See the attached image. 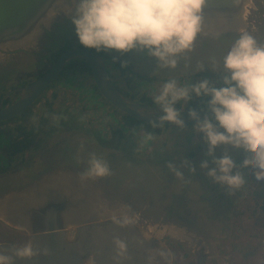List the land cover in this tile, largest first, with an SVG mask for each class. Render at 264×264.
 <instances>
[{
    "label": "rangeland",
    "instance_id": "1",
    "mask_svg": "<svg viewBox=\"0 0 264 264\" xmlns=\"http://www.w3.org/2000/svg\"><path fill=\"white\" fill-rule=\"evenodd\" d=\"M248 8L246 15L248 26L241 31L251 32L262 43L264 0H252V5ZM73 14L60 12L53 18L56 22H62L64 18L72 21ZM73 31L75 32V26L64 27V31H56L54 37L44 35L42 32L34 42L24 46L23 49L20 48L22 50L15 54H13L14 49L10 47L2 49L0 92L10 90L18 82L19 77L32 78L37 72L44 71L52 64V54L55 51L64 47L66 49L76 47L79 40ZM240 32L234 33L239 35ZM232 34V32L213 33L203 29L193 48L180 54L176 69L159 66L158 60L149 56L146 50H132V57H127L126 53L116 50L107 51L105 54L108 53L107 55L113 56L115 60L126 61V58H129L130 70L140 75L155 76L157 80L142 81L143 87L154 95L158 94L163 83L169 79H177L182 86L190 81L196 83L209 79L220 87L221 81H218V78L223 73L221 57L225 49L229 48L238 37ZM8 49L10 55L6 57L3 53L5 54ZM137 60L139 64H136ZM69 79V76L61 75L54 81L61 90L56 105L80 113L84 121V126H80L77 131L68 130L61 133L70 136L68 137L70 145H77L73 151L75 158L54 159L57 157L56 153L64 149V139L62 140L60 133L56 137L46 139L41 149L29 152L30 156L26 160L16 161L11 176H17L15 177L17 184L15 187L12 185L11 189H16L18 195L12 198L22 193L27 192L26 194L29 195L31 192L49 188L50 184L43 183L42 180L37 182V186L34 184L30 187L28 183L37 177L32 178V171L20 177L21 168L29 167L31 162L29 157L39 159L38 163H41L42 159L41 173L52 169L65 171L69 168L66 165L67 161L70 163L75 161L80 170L79 177H76L78 183L73 191L64 194L68 197L66 201L72 204V213L79 212V205L89 206L86 208L93 210V215L109 213L127 216L133 222L139 223L141 229H145L150 235H154L155 232L150 231L149 228L155 226L157 228L155 230L158 231L165 230L166 233L168 230H172V233L175 231L170 240L164 242L172 254L171 264H191V262L193 264H264V209L261 208L264 205V181L256 180L251 168L237 169L248 175L245 186L234 194H230L226 186L215 183L207 175V170L200 167L203 160L211 161L212 158L206 155L207 144L203 140V134L195 130V124H185L183 128L176 125L164 127L161 135L153 137L148 149L143 147L138 153L137 148L134 147L135 152L132 156L130 153L119 156H109L106 152L98 153L100 144L88 130L95 122L92 120L90 123L88 120L94 115H91L89 110L86 112L81 110L82 106L71 86L63 87L62 83ZM52 90L50 89L46 95H51ZM41 102H44V99L38 104ZM186 106L180 105L181 109H186ZM77 122H74L73 126L78 125ZM103 122L106 125L107 121ZM62 125L60 121L54 122L55 128H60ZM78 140L83 143L78 144ZM137 144L140 146V141ZM216 149V156L227 153L237 165H240L247 155L243 149L231 145H220ZM191 151H195L196 156H191ZM150 152L155 153L150 155ZM92 153L108 162L111 175L82 179V173L86 170ZM185 160L188 164L181 166ZM169 163L176 164L183 172V176H177L169 168ZM191 166L195 167V172L190 171ZM64 171L62 175L67 178ZM57 174L59 173H53L54 176ZM7 179L8 177L1 181L7 184L10 182ZM56 192L61 194L60 191ZM11 223L19 227L17 222ZM2 230L4 229L0 228V231ZM0 233L3 234L4 231ZM199 241L205 244L204 263L198 260V248L200 250L202 245ZM213 259L217 262H213Z\"/></svg>",
    "mask_w": 264,
    "mask_h": 264
},
{
    "label": "clouds",
    "instance_id": "2",
    "mask_svg": "<svg viewBox=\"0 0 264 264\" xmlns=\"http://www.w3.org/2000/svg\"><path fill=\"white\" fill-rule=\"evenodd\" d=\"M75 4L72 22L82 46L97 53L116 50L128 53L132 50L147 51L158 60V65L176 69L178 57L191 50L203 31V11L207 0H73ZM115 59V58H114ZM223 73L217 87L209 79L190 81L181 85L177 79L166 80L153 103L162 110L157 113L153 126L166 122L181 128V108L196 97H210L207 102L213 116L200 118L195 109L189 114L196 121L195 130L203 134L208 157L200 167L215 183L226 186L230 194L242 189L247 177L237 169L251 168L256 180L264 181V44L249 31H241L225 49L221 57ZM122 66H127L126 62ZM203 70V67L201 68ZM151 139V137H149ZM220 145H231L247 153L240 165L231 155L216 156ZM82 179H96L111 175L106 160L90 154ZM183 161L181 166L187 165ZM210 165H215L214 167ZM169 168L177 176H183L176 164ZM190 171L195 172L194 166ZM121 226L131 223L127 216L114 218ZM117 256H124L127 243L114 240ZM47 249L44 253L47 254ZM13 255L0 252V264H13L15 258L32 259L40 250L34 243L14 246ZM163 255V253H162Z\"/></svg>",
    "mask_w": 264,
    "mask_h": 264
},
{
    "label": "water",
    "instance_id": "3",
    "mask_svg": "<svg viewBox=\"0 0 264 264\" xmlns=\"http://www.w3.org/2000/svg\"><path fill=\"white\" fill-rule=\"evenodd\" d=\"M251 1L207 0L203 11V29L213 33L240 32L246 29L248 21L245 15ZM74 8L73 0H0V51L5 47L14 49V52L22 50L53 23L55 15L60 12L74 13ZM77 58L89 62L98 89L107 101L144 122L153 123L157 120L156 115L162 110L155 104L141 102L123 93L113 81L101 53L76 46L63 51L42 75L17 88L18 94L8 105H4V100L16 89L6 92L0 101V123L34 105L69 61ZM181 110V119L185 124L196 123L189 109ZM195 110L201 119L213 116L208 107ZM164 125L175 124L166 122ZM51 194L45 206L30 211L37 220V224L28 226L31 230L30 242L40 250L39 255L32 259L15 258L13 264H171L172 254L164 242L175 231L172 233L168 230L166 233L165 230H155V226L149 228L155 232L150 235L132 220L124 226L115 223L114 218L125 217L117 214H83L76 217L73 216L72 204L66 201V196H60L59 192ZM46 211L48 215L42 214ZM68 216L71 218L66 219ZM106 226L115 233H129L128 236L135 239L134 243L127 240L128 236L122 239L127 243L124 256L118 257L116 246L109 247L107 242L101 248L91 244L89 237L94 228ZM200 243L205 246L203 242ZM14 246L17 245L2 243L0 252L13 255ZM44 249L48 250L47 254ZM198 255L199 262L204 263L205 251L202 248Z\"/></svg>",
    "mask_w": 264,
    "mask_h": 264
},
{
    "label": "trees",
    "instance_id": "4",
    "mask_svg": "<svg viewBox=\"0 0 264 264\" xmlns=\"http://www.w3.org/2000/svg\"><path fill=\"white\" fill-rule=\"evenodd\" d=\"M74 26L73 22L67 19L63 23L57 25V27H54L51 33H49V36L54 37L56 31H64V27L73 28ZM232 33V35H238L237 33ZM74 34H76V32H74ZM224 35L221 36L226 38ZM261 42L264 44V39ZM77 46L82 45L78 42ZM65 50L67 49L64 47L55 51L52 54V62ZM100 53L106 58L107 66H110L109 68L113 70L110 69L112 79L123 93L141 102L154 104L152 98L155 95L143 87L142 81L143 79L157 80L155 76L140 75L130 70L131 67L128 63H126L127 66H122L125 60H115L113 56H107L105 52ZM47 69L48 67L44 71ZM44 71L34 74V78L42 75ZM61 75L70 77L69 81L62 83V85L63 87L71 86L73 88L82 106L81 110H83V112L89 110L90 114L94 115L88 120L90 123H92V120L95 121L93 125L90 124L91 126H89L88 130L92 137L100 144V148L97 150L98 153L106 152L109 156H119L130 153V156H132L135 152L134 147L137 148L138 153L141 152L143 147L148 149L150 147L149 145L152 143L153 137L161 135L164 127L170 126L163 125L154 127L153 123L144 122L127 114L107 101L98 89L92 74L91 66L85 59L77 58L69 61L56 79ZM31 80L33 79H23L19 77L18 82L11 88L24 86L31 82ZM56 84L57 82L54 81L46 90L45 94L30 108L0 123V194L10 190L12 185L14 187L16 186L17 178L15 177L17 176H11V173L15 169L14 165L18 159L24 158L27 152L29 153L41 149L46 139L56 137L63 131H77L80 126H84V121L80 113L72 110L69 111L66 107L56 105V99L59 96V91H61ZM220 86H223L222 81ZM50 89H53L52 94L46 95ZM6 92L7 90L0 92V101ZM193 96L195 95L193 94ZM12 97V94L7 96L4 100V105H8L12 101ZM43 99L44 102L38 104ZM192 99L193 100L188 102L186 109L206 108L208 107L207 102L210 97L195 96ZM178 107L181 108L180 105H178ZM85 117H87L86 114ZM105 120L107 121L106 125L103 124ZM56 121H60L61 124H63L62 127L55 128L54 122ZM76 121H78L77 123L79 124L73 126V123ZM61 136L62 140L64 139V149L62 148L60 153L57 152L56 159L65 157L67 159L75 158L73 151L77 145L72 146L69 144L70 139L68 137L70 136L62 134ZM149 137H151V139H149ZM88 141H90V138H88ZM139 141L141 143L140 146H138V144L136 145ZM81 143L83 142L78 140V144ZM154 153L155 152H150V155ZM190 154L193 157L196 156L195 151H191ZM99 155L101 156V154ZM35 160L30 162L29 171H31V169L33 170L34 166L31 165H35V162H38L39 159ZM26 170L28 169L21 168L22 172L19 174L20 177ZM35 176H32V178ZM6 177H8L7 180H10L7 184L1 181ZM261 208L264 209V205ZM213 262H217L216 259H213ZM191 264H193V262H191Z\"/></svg>",
    "mask_w": 264,
    "mask_h": 264
},
{
    "label": "flooded vegetation",
    "instance_id": "5",
    "mask_svg": "<svg viewBox=\"0 0 264 264\" xmlns=\"http://www.w3.org/2000/svg\"><path fill=\"white\" fill-rule=\"evenodd\" d=\"M68 18H64L63 19V21L62 22H56V20L55 21H53V23H52V25H51V27H45L44 28V30H43V33H44V35L46 34L47 36L49 35V33H51V30L53 29V27H57V25H59L60 23H63L64 22V20H67ZM6 51V50H5ZM8 52V53H7ZM17 52H19V51H17ZM17 52H14L13 54H15V53H17ZM108 54V53H107ZM106 54V55H107ZM127 54V57H132V53H131V51L130 52H128V53H126ZM3 55L4 56H9L10 55V50L8 49V51H6V53L4 54L3 53ZM108 56V55H107ZM104 57V56H103ZM136 58H139V57H136ZM105 59V61H107L106 60V58H104ZM127 61V62H126ZM126 63H130V61H129V58H126ZM54 62V61H53ZM52 62V63H53ZM133 63H135V62H133ZM0 64H1V61H0ZM136 64H139V60H137L136 61ZM108 67V66H107ZM110 67V66H109ZM108 67V71H109V73L111 74V71H110V69L111 68H109ZM112 70V69H111ZM35 76H33L32 78L31 77H29V78H27V79H35L34 78ZM33 80H31V81H33ZM117 85V84H116ZM118 86V85H117ZM19 87H21V86H17V87H14V88H10V90L11 89H16V90H14L11 94L13 95V97L12 98H14L17 94H18V90H17V88H19ZM118 88H119V86H118ZM10 94V95H11ZM36 106V105H35ZM56 155H57V153H56ZM28 156H30V154L27 152L26 154H25V156H24V158H20L22 161H23V159L24 160H26L27 158H28ZM54 159H56V158H54ZM53 159V160H54ZM29 160H35V158H33V157H29ZM57 160V159H56ZM36 161V160H35ZM34 161V162H35ZM33 162V163H34ZM56 162V161H55ZM54 162V163H55ZM36 164L35 165H31V166H34V168H33V170L31 169V171L33 172V175L32 176H37V177H35L32 181H30L29 183H28V185H30V187H33L32 185H34V184H36V186H37V182H40L41 180L43 181V183L45 182V183H47V184H51V185H56V186H53V190H58L59 189V187L60 188H64L63 189V191H60V193L61 194H59L60 196L61 195H64L65 194V192H68V191H70V190H74L75 189V187H76V185H77V183H78V181H77V179H76V177H79V166L77 165V163L74 161V162H69V161H67V166L69 167L67 170H63V169H61V171H56V170H54V169H52L51 171H47V172H43V173H41L42 172V164H43V161H42V159H41V163L39 164L38 162H35ZM28 170H26L25 172H23V174L25 175L28 171H29V169H30V167H28L27 168ZM62 171H64V172H66V173H64L66 176H67V178L64 176V175H62ZM49 172V173H48ZM59 173V174H57V175H53V173ZM35 174V175H34ZM53 176V177H52ZM42 177V178H41ZM38 178H41V179H39L38 180ZM60 184V185H59ZM26 190V189H25ZM17 191H16V189H10V190H8L6 193H7V197H5V195H6V193H4L2 196H0V203L1 202H3L4 201V198L5 199H7V198H11V197H13L14 195L16 196V195H18V192L16 193ZM11 193V194H10ZM19 194H21V193H19ZM39 193H37V192H33L31 195H27L26 196V199L27 198H35V196L36 195H38ZM66 195V194H65ZM70 195V194H69ZM4 197V198H3ZM66 198H68L67 196H66ZM3 200V201H2ZM68 200V199H67ZM19 204H22V203H19ZM23 205V204H22ZM21 205V206H22ZM5 209H7V207L5 206ZM6 211V210H5ZM11 222H15V221H13V220H11L8 216H2L1 215V211H0V224H3L2 226L0 225V228H3L4 230H2V231H0V232H3L4 231V233L3 234H1L0 233V245L2 244V243H12V244H15V245H17V246H24L25 244H27V243H29L30 242V238H31V230L28 228V226H30V223H28V222H26L25 220L24 221H17V223L16 224H18V226L19 227H16L15 225H13ZM137 224V223H136ZM139 224V223H138ZM39 225H41V222H39ZM9 227H11V228H9ZM170 240V238L166 241V243L168 242ZM201 248L205 251V249H204V246L203 245H201V247H200V250H199V248H198V251L200 252L201 251Z\"/></svg>",
    "mask_w": 264,
    "mask_h": 264
},
{
    "label": "bare ground",
    "instance_id": "6",
    "mask_svg": "<svg viewBox=\"0 0 264 264\" xmlns=\"http://www.w3.org/2000/svg\"><path fill=\"white\" fill-rule=\"evenodd\" d=\"M251 5H252V1H251ZM249 9V8H248ZM246 16V15H245ZM246 18V17H245ZM60 185V184H59ZM55 185H49V188L46 190H39L37 193H39L38 195L35 196V198H27L26 196L28 194L26 193H22L21 195H19L18 197H14V198H7L5 199L3 202L0 203V211H1V215L4 216H8L11 220L17 222V221H26L28 223H30L31 225L33 224H37V220L34 218V216H32V214H30V211L36 208H40L45 206V204L47 203L48 200H50L51 196V192H56V191H63V188H60L58 190H53V187ZM33 192L29 193V195H31ZM22 203V204H19ZM22 205V206H21ZM5 206L7 207V209H5ZM80 207H78V211L79 212H73V215H83V214H93L92 211H90L88 208L89 206H86L88 208H86L85 206L79 205ZM6 210V211H5ZM42 214L44 215H48L49 212H43ZM71 218V216H68L66 219ZM172 231V230H171ZM116 231L111 230L108 226L106 227H97L94 228V230L92 231L91 236L89 237L91 240V244L92 245H98V248H101L103 245H105V243H109V247H113L115 246L114 240L118 237L120 239H123L124 236H128L129 233L126 234H122V233H115ZM127 240L130 243H134L135 239L131 238V237H127Z\"/></svg>",
    "mask_w": 264,
    "mask_h": 264
}]
</instances>
